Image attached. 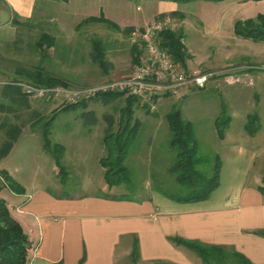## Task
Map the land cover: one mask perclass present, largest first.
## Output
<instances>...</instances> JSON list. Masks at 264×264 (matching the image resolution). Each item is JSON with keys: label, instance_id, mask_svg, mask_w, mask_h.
<instances>
[{"label": "crops", "instance_id": "0c3cea01", "mask_svg": "<svg viewBox=\"0 0 264 264\" xmlns=\"http://www.w3.org/2000/svg\"><path fill=\"white\" fill-rule=\"evenodd\" d=\"M37 1H0V44L14 39V24L32 18ZM69 1L72 0H52V3L57 6ZM157 2L158 5L153 6L152 1L147 0L143 14L131 19L123 17L120 23L117 22L118 28L101 6L97 15H84L79 21L75 20L76 23L68 24H73L75 29L80 28L88 24L81 23L86 18L102 15L105 20L90 23L108 27L104 21H109L119 29L117 33H122L126 28L144 26L162 14L178 12L182 17L191 3L179 0ZM192 7L195 10L198 5ZM194 14L199 17L202 29L199 36L216 39V44L222 46L223 51L215 61L209 62V56L190 62L187 68L181 67L186 71H219L210 78L207 86L212 82H225L228 86L242 83L257 87L259 93L253 95V100L259 107L260 129L252 135L248 134L244 123L249 113L243 112L238 116L232 109L234 103H230V122L224 136L219 139L213 129L217 141L215 153L220 156L219 183L205 200L175 201L155 190H150V196L141 201L97 193L61 197L53 195L46 187L20 182L23 193H15L6 187L0 189V197L6 201L12 216L19 221L32 242L29 264H203L193 251L172 243L168 236L224 245L242 254L252 264H264V237L253 232L264 229V194L257 187L264 170V73L255 71L252 82L247 84L243 81L244 75L252 72L243 67L252 63L264 65V41L236 36L233 33V24L237 20L235 15L219 12L201 16ZM71 15L75 13L59 15L60 20H66ZM57 18L53 16L49 20L54 22ZM178 22L181 28L183 19ZM124 36L128 37V34ZM187 52L194 56L192 49H187ZM130 64L129 68L119 66L121 69L110 66L102 73L107 75L113 71L124 76L131 71L133 63ZM224 68L229 71L221 73ZM235 117L242 118L238 127L232 124ZM73 147L76 152L72 153V159L77 157L79 150L82 151L80 154H85L86 149H99L98 145L82 141ZM65 152L63 159L70 162L72 159L66 158ZM78 157L83 159V156ZM99 158H95L97 163ZM0 169H6L18 181L15 167L3 166ZM50 171L58 176L54 164ZM101 171L103 175L102 167ZM114 187L107 185V192Z\"/></svg>", "mask_w": 264, "mask_h": 264}, {"label": "rangeland", "instance_id": "374dc122", "mask_svg": "<svg viewBox=\"0 0 264 264\" xmlns=\"http://www.w3.org/2000/svg\"><path fill=\"white\" fill-rule=\"evenodd\" d=\"M146 1L72 0L69 3H58L60 5L54 6L52 0H38L32 18L22 21L24 24L17 26L14 24V39L0 44V87L11 80L18 64L40 63L54 75L65 79L66 83L72 87L86 86L105 79L120 77L113 71L104 75L102 73L104 69L92 60L94 41L97 40L99 46L104 48L106 59L112 64L111 66L118 68L126 65L129 68L130 63H133L130 62L131 44L128 37L117 33L120 32L117 25L126 17L131 19L135 15L143 14L147 7ZM151 1L153 6L158 5L157 0ZM190 2L185 14L182 17L174 16L172 22V28L182 31L186 50L192 49L194 53V56H191L187 52L188 56L185 58L183 68H187L190 62L206 59L209 56H211L208 59L209 62L215 61V58L223 51L222 46L218 47L216 44V39L199 36L202 29L199 17L194 13L201 16L219 12L231 14L233 17L235 15L237 19L264 13V0H194ZM194 4L198 5V10H194L192 7ZM100 6L116 25L115 30L110 25L103 26L108 29L105 30L97 23H88L76 29L73 24H68L76 23L74 21H79L84 15H97ZM71 13L75 15L66 17V20H60L59 15L68 16ZM53 16L58 17L54 22L49 20ZM180 19L184 21L181 28L178 22ZM104 24L108 23L104 22ZM41 32H47L55 37L54 45L51 47L43 45L44 56L39 50L33 48ZM243 69L252 71L251 74L244 75L243 81L247 84L253 81L255 71L264 73V65L256 63L247 65ZM228 71L229 69L224 68L220 72ZM256 92H258L257 87L242 83L228 86L225 82H212L211 85L201 88L186 87L176 95L163 96L154 100L145 101L138 98L139 106H133L132 121H137L140 131L125 159V164L131 171V181L129 184L113 186L114 189L111 188L110 192H107L101 166L95 158L105 154L101 143L103 129L106 123L110 122L113 123V128H116L120 107L125 104L124 98L128 95L124 94L110 102L88 100L85 106L79 105L74 109H63L66 103L59 100L28 97L31 107L25 111V114L35 110L38 115L47 118L53 112L56 113L51 122L49 137L51 141L65 145L66 158L72 159V153L76 152L73 146L80 141L91 142L98 145L99 149H86L85 154H80L82 151L79 150L78 155L83 156V159L77 155L67 162L64 158L66 173L63 181H60L62 176H57L50 171L54 163L48 153L43 152L39 126L31 128L25 125L9 155L0 159V168L15 167L18 170L16 177L21 184L43 186L53 195L61 197L97 193L141 201L150 196L152 193L150 190H155L161 195H163L161 192L180 195L185 192V188L178 184L169 172L174 161L175 149L168 144L169 132L165 114L173 107H179L183 118L192 122L198 140V152L202 158L199 167L208 175L211 167L210 157L215 154L217 146L213 135L215 116L223 106L227 108L228 114L231 102L234 103L232 109L238 113V116H241L243 112H258L259 107L255 106L253 100ZM241 120V117H235L233 126L238 127ZM56 169L58 171L57 167ZM119 189L121 191H118ZM112 191L115 194H111Z\"/></svg>", "mask_w": 264, "mask_h": 264}, {"label": "trees", "instance_id": "16d2710c", "mask_svg": "<svg viewBox=\"0 0 264 264\" xmlns=\"http://www.w3.org/2000/svg\"><path fill=\"white\" fill-rule=\"evenodd\" d=\"M179 1L187 2L191 0ZM171 14L179 16L178 12H172ZM101 20H105L102 15L98 17L90 16L81 23ZM104 22H107L111 28L115 29L114 25L110 24L109 21ZM21 24L24 23L22 21L16 22V26ZM129 30L130 28H126L122 33L126 35ZM233 33L242 38L264 41V13H257L254 17L237 19L233 24ZM182 38L183 33L180 29H165L159 33L160 45L167 48L173 60L183 67L188 53ZM54 40L55 37L53 35L41 32L38 39L34 42L33 48L39 50L44 56L45 48L43 45L46 44L47 47H51L55 43ZM94 42L91 58L107 71L112 64L106 59L104 48L99 46L97 40ZM140 53L141 50L138 47L130 45V55L133 64L138 61ZM17 82H29L38 86L69 85L65 79L54 75L40 63L18 64L16 66L11 80L0 87V159L9 153L25 125H29L31 128L39 126L42 148L48 153L54 165L58 168L57 173L62 176L60 181H63L66 173L63 163L65 147L60 142L51 141L49 137L51 122L56 113L53 112L47 118L46 116L38 115L35 110L25 114V111L31 107L30 100ZM123 95L120 92L105 93L89 100L110 102ZM87 101L65 104L63 109H74L79 105L85 106ZM124 101L125 104L119 110L116 128H113V123H106L101 138L105 154L99 158V164L103 168L104 181L109 187L129 184L131 181V171L125 164V159L140 131L137 121H132L133 106H139L138 97L128 95L124 98ZM145 104L147 105V103ZM165 119L169 132L168 144L175 149L174 161L169 168V172L174 176L175 181L185 188V192L180 195L161 193L170 199L181 202L207 199L219 183L220 156L217 153L211 155V167L207 175L199 167L202 158L198 152V140L192 122L183 118L179 107L170 109L165 114ZM213 122L216 135L221 139L230 122V116L224 106L220 109L218 115L215 116ZM260 127L261 121L258 113H249L244 123L246 132L252 135ZM5 187L15 193L24 192L23 186L6 169H0V189ZM257 187L264 194V170L261 176V183ZM253 232L264 237V229H257ZM167 239L176 245H182L193 251L200 257L203 264H252L242 254L224 245L205 244L179 236H168ZM31 248L32 242L27 233L19 221L12 216L6 201L0 197V264H29Z\"/></svg>", "mask_w": 264, "mask_h": 264}, {"label": "built area", "instance_id": "2783aa9c", "mask_svg": "<svg viewBox=\"0 0 264 264\" xmlns=\"http://www.w3.org/2000/svg\"><path fill=\"white\" fill-rule=\"evenodd\" d=\"M171 14L152 18L144 26H134L128 32V41L141 50L138 61L129 74L109 78L81 87L56 84L38 86L17 82L30 99L59 100L77 103L100 94L120 92L145 101L180 93L186 87H204L218 71H186L176 63L167 48L159 43V33L172 29Z\"/></svg>", "mask_w": 264, "mask_h": 264}]
</instances>
